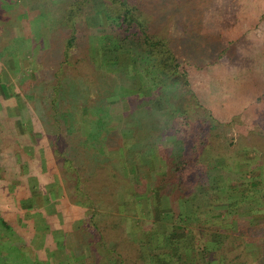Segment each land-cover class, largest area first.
<instances>
[{"label":"rangeland","instance_id":"1","mask_svg":"<svg viewBox=\"0 0 264 264\" xmlns=\"http://www.w3.org/2000/svg\"><path fill=\"white\" fill-rule=\"evenodd\" d=\"M125 1L132 6L133 15L140 19L146 31L153 38L165 40L175 53L180 67L188 72V86L200 106L191 99L185 87L180 88L183 84L180 79L177 87L184 92L180 104L189 106L186 105L183 112L178 111L179 90L176 84L159 85L154 72L148 71L149 62H137L128 50L119 54L120 62L124 64L122 71L109 68L113 75L100 76L103 65L98 53L92 50L98 51L96 46L102 35L96 33L91 35L92 50L88 48V51L86 46L77 47L71 57L72 62L63 67L64 83L71 88L68 82L72 77L74 83L81 87L83 96L76 99L65 97L59 107L63 112L74 111L80 132H84L89 128L88 119L101 112L107 113L108 106L105 103L101 105L106 94L109 101L120 97L127 115L132 109L130 103L134 106L141 99L137 113L125 117L121 133L127 140L126 147L139 134L141 147L142 138L146 136L148 141L145 142L151 146L150 154L140 163L139 146L133 152L134 159L127 157L130 156L128 153L120 155L114 149L109 150V155L118 160V165L129 166L130 172H134V181L139 180L138 166L140 169L144 166L146 175L144 173L142 177L148 180L145 183L148 190L149 181L154 176L152 172L165 171V160L169 156H175L178 151H195L191 148L197 147L212 148L222 168L226 164L223 171L218 166L210 171L217 183L227 178L230 181L236 177L244 178L245 174L240 170L242 162L245 163L242 158L258 159L252 166H259L264 159V136L258 132L260 125L264 126V0ZM61 2L0 0V264H108L105 246L112 245L121 234L113 224L128 228L130 237L135 216H148L143 215V210L137 213L128 210L122 218L114 216L113 212H105L99 224L101 230L92 232L95 238L93 245L99 251L96 255L90 253L87 240L78 241L81 235L78 227L84 224L81 221L82 207L65 195L62 167L49 147L53 110L47 109L48 103H39L36 98L44 96L56 82L52 74L58 66L56 57L60 54L63 39L57 41L60 46L54 42L59 37L55 27L63 28V24L55 21L60 17ZM143 66L147 69L142 70ZM33 72H38L41 80L35 87L30 86ZM169 85L171 94L166 93ZM144 92L147 97L141 95ZM154 92L165 100V113L162 103L159 105L150 98ZM86 97L88 104L85 103ZM143 106H150L151 112ZM177 111L187 125L177 130L161 126L150 133L144 130V120L150 122L155 116L156 119L162 116L163 122L170 120ZM112 114V118L117 119V110ZM105 119L100 117L99 122ZM120 121L112 119L111 124L117 125ZM60 130L63 129L55 132L62 138L65 133ZM70 145V141H62V146L67 148ZM84 147H89V143ZM215 195L212 191L211 200ZM116 201L121 207L122 197ZM247 202L255 204V207L263 206L260 202L264 203V193L262 198L251 197ZM112 205L108 211H113ZM228 205L227 210L231 212L246 213L235 203ZM213 211L216 210L209 212ZM261 215L255 214L257 218ZM228 216L220 221L227 223L231 214ZM166 217L158 218L156 231L159 235L166 229L165 222H170ZM220 217L216 214L213 222ZM256 217L251 222L259 221L260 218ZM262 226L257 229V236L264 238ZM69 231L72 233L68 234L72 235L70 240L66 239ZM74 231L79 234L75 235ZM103 232L110 240L108 243L100 236ZM254 238L250 237L255 247ZM73 245L75 247L71 249ZM250 256L252 259L254 255ZM127 263L144 262H139L134 253V258Z\"/></svg>","mask_w":264,"mask_h":264},{"label":"trees","instance_id":"2","mask_svg":"<svg viewBox=\"0 0 264 264\" xmlns=\"http://www.w3.org/2000/svg\"><path fill=\"white\" fill-rule=\"evenodd\" d=\"M59 14L60 17L55 23H62L63 28H58L56 25L55 29L59 37L54 42L59 44L57 41L62 39L63 42L61 46L59 44L60 54L56 57L58 66L52 74L56 82L44 96L40 98L36 96V98L39 103H48L47 109L53 110L51 115L54 122L53 129L49 128L51 137L49 147L59 166L62 167L65 195L70 201L82 207L81 221L84 224L78 227L81 230L78 241L87 240L89 250L91 249L90 253L96 255L99 251L97 246L93 245L95 238L92 232L101 230L99 224L105 212H113L114 216L122 218L128 210L136 213L138 210H143V215L148 216L145 218L135 216L133 219L135 224L132 226L129 224L132 235L130 237L128 228L124 225L119 228L113 224L116 231L119 229L121 234L119 238L114 239L112 245L105 246L106 252L108 251L105 252L108 264H128V260L134 258V253L139 262L140 260L144 262L143 264H264V238L257 236V229L263 228L262 225H264V203L260 202L263 206L255 207V204L247 202V199L251 197L262 198L264 193V159L259 166H252L257 164L258 159L242 158L245 163L242 162L240 170L245 174L244 178L236 177L231 181L227 178L217 183L218 181L212 178L210 171L217 166L223 171L227 167L226 164H223L222 168L217 154L212 153V148H191L195 151H178L175 156H169L165 160V171L152 172L154 176L149 181V190L145 184L148 180L145 181L142 177V174L146 175L144 166L142 169L138 166L139 180L134 181L132 178L134 172H130L129 166L118 165V160L111 158L109 150L114 149L120 155L128 153L130 156L127 157L134 159L133 152L138 149L140 134L138 138L133 135L135 139H132L126 147L127 140L122 137L121 128H123L125 117H131V114H135L140 108L141 99L134 106L130 103L132 109L127 115L124 114L123 100L120 97L109 101L106 100L107 94L102 100L99 95L98 102L101 100V105L105 103L108 106L107 113L101 112L96 114L95 118L88 119L86 123L89 128L80 132V123L74 111L63 112L59 107L61 100L65 97L76 99L77 96L81 98L83 96L81 87L74 83L72 77L68 82L71 83V88L64 83L63 67L72 62L71 57L77 47L86 46L87 50L89 48L91 51L93 48L90 42L91 35L99 33L102 35V40L96 46L99 52L94 49L92 51L98 53V58L103 65V69H100L103 74L100 76L113 75L109 68H116L117 72L122 71L124 64L120 62L119 54L128 50L137 62H149L148 71L154 72L159 85L175 83L177 87L179 80L182 79L183 84L180 88L185 87L191 99L200 106L195 93L188 86V72L180 67L175 53L165 40L153 38L146 31L140 19L133 15L132 6L125 0H62ZM76 66L78 67L77 64ZM145 67L143 66L142 70L147 69ZM33 75L31 87L41 82L38 72H33ZM140 78L143 79L141 76ZM177 88L179 90L177 97L180 100L178 99L179 105L176 108L183 112L189 105L180 104L184 98V92ZM167 89L166 93L171 94L170 85ZM66 93L69 95L67 96ZM157 94L154 92L150 98L159 105L162 103L161 108L165 113L164 106L167 104L163 97ZM141 95L147 97L148 94L144 92ZM150 98H146L147 101ZM85 103H89L87 97ZM143 107L151 112L150 106ZM115 110H117V119L112 118L114 115L112 111ZM178 111L174 112L170 120L163 122H161L162 116L157 119L155 116L150 122L144 120V124L142 123L144 130L148 133L161 127L177 130L187 125L186 122L184 125V120ZM100 117H105L107 120L99 122ZM112 119L114 122L119 119L122 122H118L117 125L111 124ZM117 126L119 127L115 130ZM54 128L64 130H60L65 133L62 138ZM258 132L264 136V126L260 125ZM142 139L143 144H140L141 147L139 146L138 149L139 163L147 158L151 150V146L146 144L147 137ZM62 141H70V147L62 146ZM85 143H89V147H84ZM247 177L248 180H245ZM212 191L216 193L213 200H211ZM222 194L225 196L220 197ZM232 194L233 198L228 201ZM119 196L123 199L121 207L116 201ZM228 203L230 205L235 203L239 210L246 213L240 214L227 210ZM111 205L114 209L108 211L107 208ZM218 207L224 208L218 210ZM212 210L216 211L209 212ZM257 213L263 215L257 218L255 216ZM216 214L218 217L224 216L213 222L212 219ZM230 214L231 217L227 220L229 225L223 224L220 220L223 221L225 215ZM165 217L170 222H165L166 229L159 235L156 231L159 224L158 218ZM255 217L260 218L259 221L251 222V219ZM68 234L72 233L69 231L66 239H72V235ZM76 234L79 233L76 232ZM100 236L105 243L110 241L104 232L100 233ZM251 236L255 237V247L254 241L250 239ZM74 247L73 245L71 249ZM147 247H149L148 251H145ZM250 254L254 255L252 259Z\"/></svg>","mask_w":264,"mask_h":264},{"label":"crops","instance_id":"3","mask_svg":"<svg viewBox=\"0 0 264 264\" xmlns=\"http://www.w3.org/2000/svg\"><path fill=\"white\" fill-rule=\"evenodd\" d=\"M258 15V14H257Z\"/></svg>","mask_w":264,"mask_h":264}]
</instances>
